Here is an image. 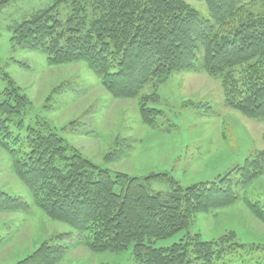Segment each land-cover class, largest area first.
I'll return each instance as SVG.
<instances>
[{
    "label": "trees",
    "instance_id": "1",
    "mask_svg": "<svg viewBox=\"0 0 264 264\" xmlns=\"http://www.w3.org/2000/svg\"><path fill=\"white\" fill-rule=\"evenodd\" d=\"M191 1H202L207 12ZM6 3L0 1V8ZM10 29L12 45L44 53L50 65L86 63L112 97L138 101L146 126L157 127L161 113L150 104L157 93L147 90L179 72L218 79L225 106L264 123V0H55ZM1 77L7 86L0 92V146L12 155L34 204L74 228L88 250L121 251L133 244V264H264L247 259L258 247L233 233L207 241L187 232L168 247L153 246L188 229L197 213L236 202L233 186L264 174V148L218 180L187 187L168 173L140 178L112 172L46 120H28L30 98L7 74ZM155 180L168 181L171 190H152ZM247 204L264 223V202ZM26 207L0 190V212ZM68 248L44 242L12 264H56Z\"/></svg>",
    "mask_w": 264,
    "mask_h": 264
},
{
    "label": "rangeland",
    "instance_id": "2",
    "mask_svg": "<svg viewBox=\"0 0 264 264\" xmlns=\"http://www.w3.org/2000/svg\"><path fill=\"white\" fill-rule=\"evenodd\" d=\"M54 1L8 0L0 8V92L7 86L1 77L5 73L31 100L28 120H46L102 168L140 178L168 173L183 187L216 181L264 148V123L225 106L220 81L204 73H174L147 90L157 93L150 104L161 112L158 126L149 127L141 120L138 101L112 97L86 63L50 65L44 53L12 45L10 27ZM190 3L207 12L202 1ZM67 12V5L62 6L60 17ZM13 162L0 146V190L27 206L20 212H0V264L15 263L44 242L69 247L56 264L134 263L133 244L121 251L94 253L78 242L74 228L48 218L34 204ZM150 188L165 192L172 186L155 180ZM233 188L239 195L236 202L197 213L188 229L156 240L153 246L168 247L187 232L207 241L233 233L240 243L258 247L247 259L264 261V223L247 204L264 202V174Z\"/></svg>",
    "mask_w": 264,
    "mask_h": 264
}]
</instances>
